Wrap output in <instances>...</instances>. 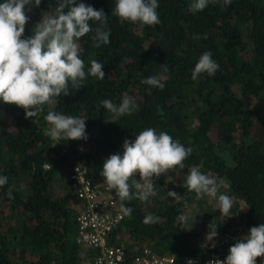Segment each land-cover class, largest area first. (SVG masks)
<instances>
[{"label":"trees","instance_id":"16d2710c","mask_svg":"<svg viewBox=\"0 0 264 264\" xmlns=\"http://www.w3.org/2000/svg\"><path fill=\"white\" fill-rule=\"evenodd\" d=\"M81 2L108 15L109 44L94 47V33L78 41L86 74L95 59L104 65L105 78L87 75L82 88L70 86V95L46 103L31 119L22 108L0 101V176L8 177L0 187V264H92L98 249L75 240L78 202L68 177L71 166L86 165L90 180L104 183V161L122 154L124 140H134L149 127L157 134L167 132L193 151L183 168L154 177L156 195L147 202H123L133 212H122L109 233L110 242H121L126 251L122 264H129L132 251L147 243L158 253L184 259L226 257L251 227L264 223V0H231L228 6L219 0L196 14L188 10L191 0H158L161 23L144 27L121 24L112 16L115 0H76ZM56 6L57 0H41L39 7L26 12L30 20L24 36L32 35L42 15ZM197 34L201 39H194ZM206 51L219 69L194 81L192 70ZM157 74L163 76L162 90L141 82ZM125 95L134 98L130 115L114 117L101 104L105 99L119 104ZM49 111L85 118L88 139L53 141L45 136ZM192 166L223 181L218 195L233 200L227 216L218 205L210 209L218 204L216 199L203 196L211 202L201 214L177 223L197 196L184 186ZM134 179L139 180L138 173ZM111 191L114 206L121 209L122 202ZM168 191L181 195L180 202ZM215 209L218 216L211 217ZM148 214L162 217V222L145 225ZM210 222L217 225V233L234 232L208 241ZM257 264H264V257Z\"/></svg>","mask_w":264,"mask_h":264},{"label":"clouds","instance_id":"9594fccd","mask_svg":"<svg viewBox=\"0 0 264 264\" xmlns=\"http://www.w3.org/2000/svg\"><path fill=\"white\" fill-rule=\"evenodd\" d=\"M217 2L219 0H191L188 10L196 14L210 3ZM40 4L41 0H5L0 3V101L22 108L26 119L37 116L46 103H55V98L61 94L70 95V86L82 88L87 75L98 80L105 78L104 65L95 59L90 60L86 74L78 42L82 37L94 33L91 39L96 48L110 43L108 15L103 9L97 10L82 2L76 4V0H57L53 11L42 15L41 20L33 26L32 35L25 37V26L30 20L26 12ZM223 4L228 6L231 0H223ZM158 7V0H115L111 15L117 17L121 24L131 22L140 27L156 26L161 23ZM93 24L98 26L93 27ZM203 38L206 39L207 34ZM194 39L199 40L201 36L197 34ZM160 66L167 72L165 65ZM218 69L219 65L212 59V53L206 51L195 64L191 78L195 81L204 73L213 76ZM162 80L163 76L157 74L141 82L162 90ZM101 104L114 117L130 115L134 111V98L128 95L119 104L110 99L101 101ZM44 119L50 127L45 128L43 134L53 141L88 139L85 118L49 111ZM80 150L83 151V148ZM192 151L191 147L186 148L167 132L157 134L151 127L141 131L134 140L125 139L122 154L110 155L100 172L109 188L111 203L114 205V192L111 190H115L122 202L123 214L131 216L133 208L126 207L123 202L133 199L147 202L156 195L154 177L158 179L161 175L166 176L170 170L183 168L184 161ZM137 173L139 180H133ZM130 180L133 183H129ZM7 182V176H0V187ZM222 185L223 181H218L217 177L204 174L199 167L192 166L184 186L198 197L215 198L221 215L227 216L233 200L226 194L218 195ZM167 194L174 202L178 203L182 199L174 191H168ZM7 195L13 198L11 189ZM176 220L178 224L187 223L188 216L181 214ZM161 222L162 217L154 214H148L143 219L145 225ZM208 228L206 239L212 241L217 236V225L210 222ZM261 257H264V223L251 227L247 235L230 246L225 260L213 258L209 264H257V259ZM187 264L195 262L189 259Z\"/></svg>","mask_w":264,"mask_h":264},{"label":"built area","instance_id":"2783aa9c","mask_svg":"<svg viewBox=\"0 0 264 264\" xmlns=\"http://www.w3.org/2000/svg\"><path fill=\"white\" fill-rule=\"evenodd\" d=\"M47 166V164H43ZM73 185L77 205L74 221L76 224L75 240L78 244L93 245L98 249L92 264H122L126 251L121 242L111 243L109 233L121 218L122 211L111 203L109 188L100 181H91L84 164L73 163L68 174ZM229 232L220 233L226 239ZM218 235V233H217ZM213 258L225 260L222 255H206L203 258H179L166 253H158L149 245L142 244L132 251L129 264H187L189 259L195 264H209Z\"/></svg>","mask_w":264,"mask_h":264},{"label":"rangeland","instance_id":"374dc122","mask_svg":"<svg viewBox=\"0 0 264 264\" xmlns=\"http://www.w3.org/2000/svg\"><path fill=\"white\" fill-rule=\"evenodd\" d=\"M54 192H55V191H54ZM211 198H212V197H211ZM210 200H213V201H214L215 198H212V199H210ZM210 200H207L205 197H203V198H202V197H198V196L194 197V198H193V199L187 204V206H189V207L192 208L191 211L187 213V216H188V217H195L198 213H199V215H200V214H201V211L204 210L205 205H206L207 203L211 202ZM217 205H218L217 202L212 203L210 209H212L213 207H216ZM216 210H218V209H215V213H214V210H210V215H211V217H214V214L218 216V213L216 212ZM204 225L206 226L207 223H203V226H204ZM231 232H234V230H231ZM223 233H224V232H223ZM217 237H219V238L221 237L220 233H218ZM146 245H148V243H147Z\"/></svg>","mask_w":264,"mask_h":264},{"label":"bare ground","instance_id":"6f19581e","mask_svg":"<svg viewBox=\"0 0 264 264\" xmlns=\"http://www.w3.org/2000/svg\"><path fill=\"white\" fill-rule=\"evenodd\" d=\"M168 255H172V254H168ZM174 257H176L175 255H173Z\"/></svg>","mask_w":264,"mask_h":264}]
</instances>
